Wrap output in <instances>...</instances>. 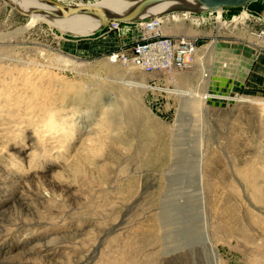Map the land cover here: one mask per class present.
I'll list each match as a JSON object with an SVG mask.
<instances>
[{
    "label": "rangeland",
    "instance_id": "374dc122",
    "mask_svg": "<svg viewBox=\"0 0 264 264\" xmlns=\"http://www.w3.org/2000/svg\"><path fill=\"white\" fill-rule=\"evenodd\" d=\"M157 16L164 34L189 20L211 28L188 68L110 63L118 32L76 36L47 18L19 30L30 16L0 0V53L49 52L74 87L65 109L78 112L63 170L32 176L0 156V264H264V85L246 84L264 57V0ZM121 27L128 39L133 23ZM208 71V92L243 100H192L187 110L162 93L133 100L114 81L170 86L169 75L191 74L179 87L201 93ZM29 150L15 143L13 153L25 164Z\"/></svg>",
    "mask_w": 264,
    "mask_h": 264
},
{
    "label": "bare ground",
    "instance_id": "6f19581e",
    "mask_svg": "<svg viewBox=\"0 0 264 264\" xmlns=\"http://www.w3.org/2000/svg\"><path fill=\"white\" fill-rule=\"evenodd\" d=\"M139 1L99 0L84 6L96 7L106 14L121 15L131 10ZM8 4L23 11L31 8L50 10L37 0H8ZM79 5L82 4L76 6ZM175 6H183L184 9L176 12L169 11ZM202 8V5L195 0L164 1L145 7L138 18L170 13L196 14ZM42 18L49 19L51 24L76 36L91 35L100 26L99 18L92 15L77 14L65 19H52L39 13L30 15L26 26L19 30L27 28L29 24ZM238 18L245 20L247 16L235 17L234 20L237 21ZM221 25L219 21L217 29ZM50 56L49 52H42L38 56L22 60L18 55L0 53V156L14 166L23 168L25 166L24 170L32 176L51 167H54V171L63 170L72 161L67 155V146L73 134L72 117L77 116L78 112L74 106L67 111L65 100L74 87L66 85ZM209 76L208 71L205 74V87L201 93L197 92L196 87L190 86L187 89L179 87V84L188 79L184 74L171 75L170 86L148 85L135 77L114 79V81L126 87L133 100L137 97L135 91L144 95L145 93H162L174 96L182 108L187 110L192 109V100L201 99L202 102L211 98L229 101L243 100L208 92ZM29 129L31 132L28 133ZM15 143L28 145L30 148L25 164L20 159L17 160L13 153Z\"/></svg>",
    "mask_w": 264,
    "mask_h": 264
},
{
    "label": "built area",
    "instance_id": "2783aa9c",
    "mask_svg": "<svg viewBox=\"0 0 264 264\" xmlns=\"http://www.w3.org/2000/svg\"><path fill=\"white\" fill-rule=\"evenodd\" d=\"M133 27L135 38L129 45L110 51L106 56L110 63L146 74L184 70L193 63L198 50L196 39L165 35L160 16L134 22ZM121 29V23L115 21L105 28L111 32ZM259 34L264 36V29Z\"/></svg>",
    "mask_w": 264,
    "mask_h": 264
},
{
    "label": "water",
    "instance_id": "95a60500",
    "mask_svg": "<svg viewBox=\"0 0 264 264\" xmlns=\"http://www.w3.org/2000/svg\"><path fill=\"white\" fill-rule=\"evenodd\" d=\"M8 2V0H5ZM38 2L42 3L43 5L47 6L50 8L47 10H43L40 8H31L30 10L23 11L19 10L23 14L28 13V15L32 14H43L46 17L49 18H56V19H65L73 15L77 14H86V15H92L95 17H98L100 20V26L95 30L94 33H100L102 32L109 22L115 21L121 24H126V23H134L139 20L149 18H138V15L143 11V9L149 5L156 4L159 2H164V1H171V0H140L135 6L129 10L128 12H124L121 15H116V14H106L100 9L92 6H84V5H79V6H70L66 7L63 6L62 4L58 3L57 1L54 0H37ZM198 4L202 5V10L199 12L197 11L196 14L200 13H213L218 10H223L227 8H245L247 5L250 3H254L258 0H195ZM184 9L183 6H175L171 8L169 11H179ZM156 16V15H155ZM93 33V34H94Z\"/></svg>",
    "mask_w": 264,
    "mask_h": 264
},
{
    "label": "crops",
    "instance_id": "0c3cea01",
    "mask_svg": "<svg viewBox=\"0 0 264 264\" xmlns=\"http://www.w3.org/2000/svg\"><path fill=\"white\" fill-rule=\"evenodd\" d=\"M178 23V22H175ZM189 24L190 27L189 28H185V25L182 26L181 24H179V27L175 30H171L168 29L166 32L168 36H176V35H182V36H186V37H190V38H195L197 41V45H198V50L197 53H199V48L200 42H203V39L206 37L211 36L212 30L210 27L204 25V24H200V25H196L193 21L189 20ZM195 27V29L192 28ZM129 27L126 29H121L116 35H115V40L111 41V43H113L115 45L114 48H112L111 50H115L118 48H122L125 47L127 45H129L134 37H133V32H135L134 30H132L131 32V36L128 39H124L122 36L129 33ZM169 31H175L174 35H170L171 32ZM136 33V32H135ZM119 35V36H117ZM117 36V37H116ZM215 47V44H214ZM201 51V50H200ZM259 63L257 62V68L258 70L256 72H253V74H250L248 76V78L246 79V84H248L249 86H257V85H264V57L259 58ZM262 73V74H261ZM152 74V73H151ZM171 75H175V74H171ZM171 75H169V79L171 77ZM184 76H187L188 79L187 80H192L193 79V75H186L184 74Z\"/></svg>",
    "mask_w": 264,
    "mask_h": 264
},
{
    "label": "trees",
    "instance_id": "16d2710c",
    "mask_svg": "<svg viewBox=\"0 0 264 264\" xmlns=\"http://www.w3.org/2000/svg\"><path fill=\"white\" fill-rule=\"evenodd\" d=\"M251 4V3H250Z\"/></svg>",
    "mask_w": 264,
    "mask_h": 264
}]
</instances>
